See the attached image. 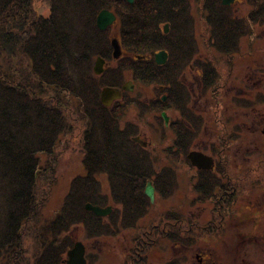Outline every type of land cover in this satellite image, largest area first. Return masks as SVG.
Instances as JSON below:
<instances>
[{
	"label": "trees",
	"instance_id": "obj_1",
	"mask_svg": "<svg viewBox=\"0 0 264 264\" xmlns=\"http://www.w3.org/2000/svg\"><path fill=\"white\" fill-rule=\"evenodd\" d=\"M243 1L250 9L239 16L233 5L222 0H0V264H65L64 255L75 243L71 231L77 226L83 227L87 238L118 237L119 241L138 226L152 203L144 190L157 159L132 139L135 130L121 128L133 129L123 124V115L132 106L140 111L185 107L190 92L180 74L191 61L204 69L205 89L214 92L217 85L226 84L230 73L225 79L222 68H232L241 39L255 38L258 26L264 25V0ZM43 3L48 4V14L41 12ZM102 9L117 15L118 38L126 56H113L112 27L97 26ZM196 20L206 26L205 43L219 55L207 58L209 66L195 57L199 50ZM159 50L168 53L164 65L150 57ZM98 56L109 63L101 74L93 69ZM112 63L119 65L115 69ZM130 69L135 84L165 85L167 99L159 98L157 107V101L132 105L124 91L122 102L104 105L103 87H120ZM256 99H246L244 104H264V92H258ZM161 120L165 121L162 116ZM77 129L83 132L86 172L72 179L60 207L42 220L41 212L58 179L61 148ZM188 149L180 148L184 153ZM261 151L259 166L247 169L237 186L245 195L264 190V147ZM101 174L108 177L109 192L103 190ZM168 182L153 179L160 195L174 191V179ZM88 202L103 207L114 204V209L99 216L86 208ZM243 209L248 210L247 205ZM173 214L167 212L162 218L180 220ZM248 219L245 216L240 224ZM232 229L188 231L169 223L163 228L144 227L133 237L123 264H148L159 245L158 237L152 241V236L161 230L172 247H193L195 237H218L212 239L216 242L226 232L232 233L233 243L223 242L230 253L228 264H241L240 251L249 245L264 246V223ZM257 235L259 244L253 240ZM187 260L186 255H176L164 264Z\"/></svg>",
	"mask_w": 264,
	"mask_h": 264
},
{
	"label": "rangeland",
	"instance_id": "obj_2",
	"mask_svg": "<svg viewBox=\"0 0 264 264\" xmlns=\"http://www.w3.org/2000/svg\"><path fill=\"white\" fill-rule=\"evenodd\" d=\"M194 13L197 12V7L194 5ZM234 6L235 13L239 16L244 15L250 9L243 0L237 2ZM41 12L44 14H48V4L43 3L41 5ZM197 15V14H196ZM195 15V16H196ZM197 17V16H196ZM197 21L196 26V36L198 39V46L199 50L195 57L202 58V60H206L207 58H211L214 55L219 56L217 53H213L208 43H205V32L206 26L203 22ZM258 35L256 37H249L246 35L240 41V52L236 54L233 58V66L231 69H228V65H225L222 68L223 75L226 77L230 73V77L228 78V84L226 86L225 95L227 97L226 104L229 106V116L233 118V126L236 127L237 124H241L243 121L246 127L250 129L253 128V118L255 119L256 125L255 129L256 134L250 133L247 130L240 131V138L237 139L236 144L232 145L233 147L229 149L230 155L236 157V161L245 167L250 166L255 163L258 157L262 154V149L264 147V136H263V128H264V120L258 118L257 115H252L250 110H243L246 108H251L255 105L256 108L254 110H258L259 112L264 114V104H260L256 102L254 105H245L246 99L256 100L255 91L261 90L264 91V25L258 26L257 28ZM110 35L113 37H117L119 35V25L118 23L111 29ZM215 52V51H214ZM128 62V61H126ZM119 65L116 63H112L111 66L113 68H117ZM193 70V69H192ZM191 68L189 67L186 71V77L190 84L194 86V90L198 93L199 97V83L198 79H194V75L192 73ZM128 71L125 72L124 81L133 79L132 74ZM260 80V82H259ZM262 80V82H261ZM241 87L244 91L240 90ZM134 92L126 95V97L130 98L132 101V105L135 104L137 101H142L146 104H153V102L157 101L161 98L163 93H167L166 89L163 90L160 87H156L153 84L148 85H140L139 82H136L134 86ZM156 95V98L153 96ZM236 96H240L235 102L240 101L238 104L231 105V98ZM242 97L244 99H242ZM210 99V98H209ZM206 98L203 97L201 101L198 103V107L206 108V115L204 118L206 119L208 128H206L208 133L211 136V129H215V125L211 123L210 117L211 113L208 110V105L210 101L206 103ZM140 103V102H139ZM159 105V101L156 102L155 107ZM244 106V107H237V106ZM197 107V108H198ZM161 109L160 110H153L149 111L145 114L141 113L138 108L132 106L128 109L127 114L123 115V124H131L136 130L137 134H142L146 140L152 142V145L149 147L150 150L154 149L153 155H155L157 160H163V158L167 157V153L163 150V145L165 143H161L160 140L162 138L159 136L157 128L155 129V125L163 124L161 120ZM72 113V110L67 112V114ZM242 114V115H239ZM249 115V117L244 115ZM258 119V120H257ZM77 127L80 126L76 124ZM231 126V127H233ZM241 126V125H240ZM252 128H251V127ZM76 127V128H77ZM75 128V129H76ZM259 128V130H258ZM73 133V132H72ZM71 133V134H72ZM230 138L235 139V129L233 131L230 130ZM204 138L203 141L208 142L210 136ZM262 138V139H261ZM261 139V142H260ZM256 140H259V144L257 145ZM65 144L63 145L61 156H59L60 162L57 166V174L58 179L54 183L52 187V192L47 200L43 210L41 212L42 220L47 217H51L60 207L62 200L66 193L69 190L70 183L72 179L77 176L78 174H84L86 169L83 164V132L82 129H77L71 136L65 140ZM69 141V142H68ZM190 151V148L188 152ZM187 152V153H188ZM186 153V154H187ZM46 156H43V160L45 161ZM236 163V162H235ZM187 179L186 183L182 185V189L180 190L179 195L175 194L174 192L169 197H163L159 195V197H155L152 205H149V210L147 212V216L141 221L142 224L147 225L151 220H154L158 217V213L160 214L161 211H165L167 209H173L174 206L180 205V199L183 197V194L187 193L188 183L190 178L188 175H184ZM99 179L102 182L103 190L105 192L110 191L108 177L105 174H101ZM194 188L193 186H191ZM184 191V192H183ZM249 196V197H248ZM241 208L244 205L250 204L255 206L259 202H264V194L261 195L260 199L255 197L254 194L252 195H245V198L242 199ZM241 211V210H240ZM184 212L189 213L192 217H197L201 222L208 220L211 217V213L207 210H204L202 207L199 206H185ZM140 222V223H141ZM247 226H251L248 224ZM247 228V227H244ZM237 229V228H233ZM232 229V230H233ZM140 229L136 227L135 229H131L121 241H119L118 237H101V238H87L86 233L81 225L74 228V231H71L72 237L74 238L75 242L80 240L86 246V257L89 260V264H123V260L127 254V248L134 244L133 237L138 235ZM122 236V235H121ZM235 236L231 234H227L226 243L232 244L231 241H234ZM30 239H28L27 244L30 247ZM163 241H159V245L154 248V251L151 253L149 258V264H164L165 261L170 260L174 256H184L188 257V261L185 264H193L196 261L195 252L197 250H206L208 252L212 251L215 253L214 256L217 257L222 263L228 264L230 259V253L226 251V248L222 243H216L209 240V243H205L203 245L196 244L194 247H184L183 245H178L177 247H172V242H169L166 238H162ZM129 241V242H128ZM161 244V246H160ZM199 245V247H197ZM238 256V262L241 264H264V246H256V245H249L247 248L241 250ZM67 257V252L64 255V259ZM96 258V261H95ZM94 260V261H93Z\"/></svg>",
	"mask_w": 264,
	"mask_h": 264
},
{
	"label": "flooded vegetation",
	"instance_id": "obj_3",
	"mask_svg": "<svg viewBox=\"0 0 264 264\" xmlns=\"http://www.w3.org/2000/svg\"><path fill=\"white\" fill-rule=\"evenodd\" d=\"M237 2H240V0H235L230 5H235ZM117 21L118 18L116 22L110 25L109 27L113 28L118 23ZM166 24H168L167 31L165 30ZM163 27L165 32L169 31L168 22L165 23ZM127 54L128 52L125 49H123V53L121 56H126ZM155 54L150 55V57L152 58L153 56V58H155ZM104 60L105 62L103 65L104 68L102 72H104L106 67L109 65V63L106 61L105 58ZM203 61L206 66H209L211 64V62L208 59ZM166 62L167 60L163 63H157V62L156 63L159 65H164ZM189 67L191 68V70L193 69L192 73L194 75V79L195 78L198 79V83L200 86L199 97H198V93L194 90V86L190 84L191 82H189L186 77V71ZM127 71L129 72V70ZM145 71L146 68L144 72ZM130 73L133 75V69H130ZM203 74H204V69L200 67L196 61H191L180 74L181 83L186 88L189 89L190 100L189 103L183 105L185 107H181L179 104L180 108L168 107V108H164L161 111L160 115L164 118V120H165V116L163 115V113H165L168 116L169 120L168 122H166L165 120L163 124L161 123V125H155L154 128L155 129L157 128V130L155 131L158 132L159 136L162 138L160 142L162 144L165 143L163 145V150L165 153H167L166 154L167 157L166 158L164 157L163 160L161 158V160L153 161L154 171L149 172L150 173L149 176H151L152 179L151 180L149 179L145 186L146 189L148 183L152 182L153 184V179L158 177L159 179L163 180L166 185L169 183L168 182L169 179H174L176 185L173 192L179 195L180 190L182 189V185H184V183H186L187 181L184 175H188L190 178H188L189 182H187L188 183L187 193L185 194V192L183 191L184 194L183 197L180 199L179 202L180 205L174 206L173 209L169 208L163 212L161 211L160 214L158 213V217L156 219L151 220L147 225H144L142 224L141 221L144 219V217L147 216L146 213L145 214L146 216L144 215L138 222L137 227L140 230L143 229L144 227H149V226L153 228H163L166 227L168 223L170 225L178 226L179 224L180 227H187L188 231H191V229L196 230V229H203L208 227H215V228L233 227L238 229L240 228V226L249 227L247 226L248 224L255 223L261 225L264 223V202H259L255 206L253 205V207L250 204L249 205L246 204L248 210L247 209L244 210L243 208H241L242 207L241 204L243 201L242 199L245 198V194L241 192L242 190H239V188H237L239 183L240 185L243 183V181L241 180H243L244 172L247 169H251V168L255 169L256 167L259 166L260 156L258 157V159L255 161L254 164L244 168V166H242L239 163V161H236V157L230 155L229 153V149L232 148L233 147L232 145L236 144L237 139L240 138V131L244 130L245 132V130H247V132L249 131L250 133L256 134L257 130L255 129V125H256L255 119L253 118L254 129H250L249 127L245 128L246 125L244 124L243 121L241 122V124H237L236 127L233 126V122H232L233 118L229 116L228 113L229 106L226 104L227 97L225 95L226 86L229 81L226 82V84L220 83L219 85H217L216 90L213 92L211 91V88L209 90L205 89L203 83V78H204ZM127 81L134 82V80L130 78V80L124 81L120 85V87H122V85L125 84ZM159 87L163 90L165 88V85H159ZM133 90L126 92L133 93L134 92ZM240 90L244 91L242 87ZM124 91L125 90H123L122 92V96L118 99H115L111 105H113L116 102L123 101ZM258 92H264V91L261 90L255 91V96L253 98L256 97V94ZM203 97L207 99L206 103L210 101L208 105V110H210L211 113L210 121L215 125V129L214 130L211 129L212 131L211 136L208 133H206V131H208L206 128L209 127V125H207L206 123V119L204 118L207 109L198 107V103L199 101H201V99H203ZM239 97L240 96H237V98L236 96L232 97L230 100L231 105L236 106V104H238L240 101L238 100V102L234 103L233 100L236 101ZM153 98H156V95H154ZM160 99L162 101H165L167 99V93H163ZM242 99L244 98L242 97ZM237 107H244V106L242 105ZM253 107H255V105ZM253 107L246 108L243 110H250L253 116L257 115L258 118H261L262 116L264 120V114L259 112L258 110H254L256 108ZM140 112L145 114L149 112V110L142 109V111ZM244 116L249 117V115L246 114ZM121 128L123 130L129 129V131L134 130V128L133 129L127 128V125H122ZM234 129L236 132V136L235 139H232L230 138L229 133L230 130L233 131ZM137 133L131 135L132 139L135 142H137L139 145H141L143 148L147 149L151 156L155 157V155H153L155 154L153 152L154 149L150 150L149 148L152 145V142L146 140L144 136H142V134H137ZM124 134L128 135V132L125 131ZM262 134L264 136V128ZM208 135L210 136L209 141L208 142L203 141L204 138L208 137ZM136 137L139 138V141L135 139ZM256 142L258 145L259 140H256ZM181 147L183 148L188 147L190 148V151L189 152L187 151L188 153L186 154L182 150H180ZM191 151H199V152H203L205 155L211 156L213 158L212 166L210 168H204V167H198L197 165L193 164L190 158L188 157V154ZM230 167L231 170H229ZM235 177H237V184L234 183ZM211 178L213 179V181H210ZM191 186H193L194 188H192ZM154 189H155V197H159L160 194L158 190L155 187ZM172 193L167 195L166 193L162 192L161 196L169 197ZM263 194H264V190L263 191L260 190L259 193L257 194L255 193L254 195L255 197H258L259 200L261 195ZM151 202L153 203V201ZM110 205H112V208L114 209V204H110ZM185 206L202 207L204 210H207L211 213V217L208 220L201 222L199 218L192 217L189 213H185L184 212ZM167 212L175 213L172 215L175 216L174 219L179 216L180 220L169 221L162 218L163 214ZM235 212L237 214H233ZM245 216L248 217L249 219L240 224L239 220H242ZM162 234H163L162 230L159 232L156 231L154 233V236H152V241L157 240L156 237H158L159 241H163L161 237H164L167 240H169L167 236H162ZM215 238L218 237H211V236L195 237V241H197L198 244L203 245L205 243L208 244L209 240L213 241L212 239ZM226 239H227V232L224 234L222 239H216L217 240L216 243L220 244L222 242H225ZM250 240L251 239L248 238L246 239V242H249ZM253 240H255V242L259 244L260 236L259 235H257V237L255 236ZM180 242H181L180 240H177L178 244ZM197 247H199V245ZM214 255L215 253L209 250L208 252L206 250H201V249L197 250L195 252L196 261L193 264H225L222 263L220 260H218L217 257ZM86 260H87V264H89L88 263L89 260L87 257Z\"/></svg>",
	"mask_w": 264,
	"mask_h": 264
},
{
	"label": "water",
	"instance_id": "obj_4",
	"mask_svg": "<svg viewBox=\"0 0 264 264\" xmlns=\"http://www.w3.org/2000/svg\"><path fill=\"white\" fill-rule=\"evenodd\" d=\"M129 2L133 3L134 0H128ZM235 0H222V3L224 5H230ZM117 20V15L114 11L110 9H102L98 16H97V26L105 30L110 25L115 23ZM168 24L165 25V30L167 31ZM111 43L113 46V55L115 58H120V56L123 53V48L120 43V40L118 37H113L111 39ZM168 53L165 50H160L155 54V61L157 63H163L167 60ZM104 58L101 56H98L94 65V72L96 74H100L103 71V65H104ZM134 83L133 81H127L125 84L122 85V87H114V86H104L101 91V101L104 105L110 106L112 102L115 99H118L122 96L123 90L130 91L133 90ZM165 116L166 122H168L169 118L168 116L163 113ZM136 140L139 141V138L136 137ZM188 157L192 161L193 164L197 165L198 167H204V168H210L213 164V158L211 156L205 155L203 152L199 151H191L188 154ZM145 193L150 197L151 201H154L155 198V189L152 184V182H149ZM86 208L88 210L94 211L99 216H106L111 213L112 206L108 205L106 207H103L101 205H95L90 202L86 204ZM86 253V246L85 244L78 240L74 243V245L67 251V257L64 259V263L66 264H87V260L85 257Z\"/></svg>",
	"mask_w": 264,
	"mask_h": 264
},
{
	"label": "bare ground",
	"instance_id": "obj_5",
	"mask_svg": "<svg viewBox=\"0 0 264 264\" xmlns=\"http://www.w3.org/2000/svg\"><path fill=\"white\" fill-rule=\"evenodd\" d=\"M99 14V13H98ZM98 16V15H97Z\"/></svg>",
	"mask_w": 264,
	"mask_h": 264
}]
</instances>
